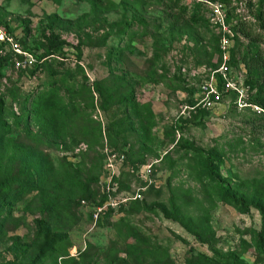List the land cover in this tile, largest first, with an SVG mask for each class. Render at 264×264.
I'll list each match as a JSON object with an SVG mask.
<instances>
[{
    "label": "rangeland",
    "instance_id": "1",
    "mask_svg": "<svg viewBox=\"0 0 264 264\" xmlns=\"http://www.w3.org/2000/svg\"><path fill=\"white\" fill-rule=\"evenodd\" d=\"M213 5L0 0V25L46 55L0 76V264H264V114L234 93L190 109L221 64ZM223 6L245 80L264 42L234 27L260 1ZM52 32L65 44L47 55Z\"/></svg>",
    "mask_w": 264,
    "mask_h": 264
},
{
    "label": "trees",
    "instance_id": "2",
    "mask_svg": "<svg viewBox=\"0 0 264 264\" xmlns=\"http://www.w3.org/2000/svg\"><path fill=\"white\" fill-rule=\"evenodd\" d=\"M203 1L211 2V3H220L226 6H232L233 4V0H203ZM259 1H260V7L255 8L252 12L253 21L248 22L245 18H239L234 27V30L237 34L241 33L244 37L251 40V42L253 43L264 42V9L261 7L264 3V0H259ZM179 3L180 2H176L174 4L175 5L174 10L175 12L177 10L181 11V15H183L181 19H185L189 15L190 17L189 22L197 23L196 16H198L199 14L198 11L194 10L192 12H189L186 7L179 6L180 5ZM176 15L177 17H180L178 13H176ZM50 28H52V26H50ZM7 30L10 33H12L11 30L9 29ZM233 39H235V35ZM46 40L48 41L49 49H50L47 55H53V51H55L57 48H61L65 44V42L60 41L58 36L55 35L53 32L50 33L49 36H47ZM234 48L235 47L233 46L231 49V59H230V65L232 64L231 67H234V65L237 64L234 58L235 57ZM32 53L36 55L35 52H32ZM45 56L46 55L44 56L36 55L37 64L34 67H37V69H39L41 67L40 61ZM9 63H10L9 59H4L0 61V76L2 75L3 69L6 66H9ZM239 63H242L244 65L245 70L247 71L245 85L247 86L248 91H249L248 103L262 109V114H264V55L260 51H257L255 53H245L242 57L241 62ZM203 83L199 85V90ZM194 104L195 103L193 102L192 106H194ZM3 107H4V103L1 101L0 102V114L2 112ZM4 129L7 130L4 126H2V124H0V132H2ZM205 159H206V169H207L208 174L214 180L217 181L218 179L215 176L218 171L216 162L220 161L221 157L216 152H210L205 156ZM4 188L6 189L8 193L12 192L11 185L6 184L4 185ZM22 190H23V187L20 186V192H22ZM231 199L235 200L234 197H232ZM262 214H263V221H264V209H262ZM37 223L39 225V228L42 230L43 228L42 222L38 221ZM257 245L259 249L264 252V228L259 233Z\"/></svg>",
    "mask_w": 264,
    "mask_h": 264
},
{
    "label": "built area",
    "instance_id": "3",
    "mask_svg": "<svg viewBox=\"0 0 264 264\" xmlns=\"http://www.w3.org/2000/svg\"><path fill=\"white\" fill-rule=\"evenodd\" d=\"M207 3L213 5L211 2ZM214 4L213 6L216 10L219 26L224 31L220 40L221 64L212 72L211 77L201 85L199 90L200 96L190 109L194 110L200 107L203 109L213 108L223 100L225 95L234 93L237 97V106L240 109L251 107L262 112V109L259 107L248 103L249 91L245 85V80L239 78L234 70L235 68L230 65L231 49L234 46V33L227 26L225 19L226 15L221 11L224 7L223 4ZM4 59H9V62H15L18 66L24 68H31L37 64L36 56L32 52L24 50L16 36L10 33L7 28L0 25V61ZM112 158H115V156ZM109 167L113 168V165L111 164ZM145 169L146 170L141 171L143 176H145V173H151V166H147ZM137 198H141L139 193Z\"/></svg>",
    "mask_w": 264,
    "mask_h": 264
}]
</instances>
